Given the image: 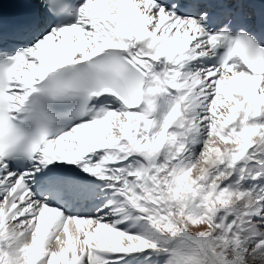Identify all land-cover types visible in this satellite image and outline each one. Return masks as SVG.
Wrapping results in <instances>:
<instances>
[{
  "label": "snow or ice",
  "instance_id": "snow-or-ice-1",
  "mask_svg": "<svg viewBox=\"0 0 264 264\" xmlns=\"http://www.w3.org/2000/svg\"><path fill=\"white\" fill-rule=\"evenodd\" d=\"M38 0L0 25V264H264V9Z\"/></svg>",
  "mask_w": 264,
  "mask_h": 264
}]
</instances>
